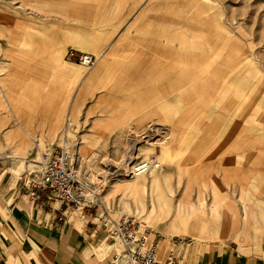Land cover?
<instances>
[{"label": "rangeland", "instance_id": "374dc122", "mask_svg": "<svg viewBox=\"0 0 264 264\" xmlns=\"http://www.w3.org/2000/svg\"><path fill=\"white\" fill-rule=\"evenodd\" d=\"M136 1L0 0V102L3 104L0 137L10 127L17 129L20 122L30 120L36 109L42 107L35 102V96L44 95L48 87L40 88V84L49 85L51 81H44L41 72H52L69 63L72 64L67 65L71 67L69 71L74 74L91 70L70 61L71 52L93 56L97 66L101 53L112 41L133 30L139 34L133 39L154 44L151 49L162 46L172 54L180 48L182 56L188 58L179 66L182 85L174 84L179 78L174 67L164 65L166 71L163 70V77L159 79L162 83H151V88L155 89L151 91L154 116L144 127L136 130L126 122L114 136L88 139V135L83 134L86 127L81 123L69 120L64 132L65 116L60 120L58 146H65L80 180L95 194L89 213L72 211V216L83 224L88 221L99 224L97 220L105 216L111 221L123 216L134 217L141 226L155 233L159 246L165 241L166 248L160 252L161 263L170 254L177 264H183L187 257L194 256L198 261L204 252L213 249H261L264 246V170L261 165H254L257 154H251L253 150L248 141L264 138V119L261 118L264 116V0H192V8H196L194 14L176 20L173 7L183 4L184 0H159L154 3L159 5L155 8L148 0H142L143 5L132 4ZM143 15L138 28L132 27L134 22L128 26V19L135 21ZM111 16L120 21L105 22ZM167 16H172V20H166ZM163 23L173 26L163 28ZM182 24L190 30L192 26L197 27L190 34L179 33L177 30ZM179 34L196 37L181 39ZM98 46L101 52H95ZM53 49H59V53L54 54ZM226 56L230 64L223 65L225 79L220 82L221 75L214 71ZM155 67L153 65L151 70L156 73L163 69V66ZM203 78H210L214 88L208 90L205 81L204 87H207L203 90H191L192 85L202 82ZM141 146L146 149L143 153L136 150ZM56 152L13 155L25 158L19 163L21 172L38 179L41 162L49 160ZM149 156L160 162L159 170L139 177L127 174L132 162L147 160ZM235 157L239 158L241 166L234 164ZM25 162L36 167L24 170ZM234 169L249 172L250 179L246 182L254 181L258 186L256 192L249 183L238 186L227 179ZM8 172L18 174L19 170L10 167ZM154 177L160 180L157 187L151 183ZM136 181L140 186L134 185ZM165 182L170 186V194ZM136 189L138 191H134ZM246 191L253 194L252 200L257 206L248 201ZM156 192L162 197L169 194L173 211L177 206L187 212L199 204L207 210L213 204L217 206V222L208 217L209 220L189 217L188 233L166 238V222L156 221L155 216L144 220L150 204L155 203ZM139 198L144 207L137 204ZM204 220L207 222H202ZM98 242L103 243L106 250L90 264H120L114 258L120 250L118 243L98 234L89 246ZM43 257L37 251L31 259L34 264H48Z\"/></svg>", "mask_w": 264, "mask_h": 264}, {"label": "crops", "instance_id": "0c3cea01", "mask_svg": "<svg viewBox=\"0 0 264 264\" xmlns=\"http://www.w3.org/2000/svg\"><path fill=\"white\" fill-rule=\"evenodd\" d=\"M148 2L154 4L159 0ZM143 3L142 0H137L132 4ZM154 5L152 6L155 8L157 4ZM195 10L191 6L189 11L173 15V18L176 20L189 14L192 16ZM171 17L164 19L172 20ZM143 20L144 15L135 21L128 19L127 23L129 26L134 22L132 27L138 28ZM116 21L120 19L113 16L111 19L108 17L105 22ZM96 22L93 21L95 24ZM160 26L162 27V22ZM195 27L197 26H192V32ZM135 32L133 30L118 40L114 39L101 53L97 66L95 64L94 68L88 69L90 71L84 74L71 73V67L67 66H71V63L60 65L52 72H41L44 81H51L49 85L40 84V88L48 87L44 95L35 96V102L42 104V107L36 109L30 120L20 122L17 129L10 127L0 137V264H34L31 257L37 251L48 264H90L106 250L101 242L89 246L96 235L103 234L106 237L101 220H97L99 224L77 222L72 216V211L75 210L65 208L46 190L32 188L34 183L39 182L40 176L34 179L25 175L24 171L21 172L19 163L25 158L13 153H26L28 156L42 151L65 150L64 145L60 148L58 146L60 120L64 116V132L68 129V121L73 120L86 127L83 134L88 136H114L126 122H130L129 126L136 130L148 124L154 116L151 91L155 89L151 88V83H158L163 77L161 74L166 71L165 66L172 65L179 76L174 84L181 87L182 71L179 66L185 64V60L172 59L180 48L172 51V54L162 46L151 49L150 46L154 44L148 45L140 39H133L139 37ZM53 52L59 53V49H53ZM153 65L155 68L163 66V69L156 73L151 70ZM203 89L204 87L197 88L196 85L191 87L196 92ZM73 102L74 111L66 106ZM2 108L3 104L0 102V109ZM10 167L15 171L19 170L18 174L8 172ZM35 167L30 162L23 165L24 170ZM90 210L80 213H89ZM60 217L62 221H59ZM262 253L264 254V246L258 250L246 251L235 247L213 249L204 252L198 261L194 256H189L183 264H261L264 259L261 257Z\"/></svg>", "mask_w": 264, "mask_h": 264}, {"label": "built area", "instance_id": "2783aa9c", "mask_svg": "<svg viewBox=\"0 0 264 264\" xmlns=\"http://www.w3.org/2000/svg\"><path fill=\"white\" fill-rule=\"evenodd\" d=\"M70 61L90 69L95 64V58L88 54L71 52ZM157 158L149 156L147 160H140L132 164L127 171L129 176L146 174L151 169H160ZM35 189L46 190L55 200L65 208L84 211L92 209L91 201L94 192L88 190L80 180L78 172L72 167L68 152L57 151L49 160L41 164V173L38 183L33 184ZM91 193V194H90ZM62 221V217L59 218ZM106 237L119 245V252L114 256L120 264H177L173 254H170L164 263L159 260V241L150 229L141 226L134 217H120L111 221L108 217L101 219ZM181 239L179 243L181 244ZM261 264H264L262 259Z\"/></svg>", "mask_w": 264, "mask_h": 264}, {"label": "bare ground", "instance_id": "6f19581e", "mask_svg": "<svg viewBox=\"0 0 264 264\" xmlns=\"http://www.w3.org/2000/svg\"><path fill=\"white\" fill-rule=\"evenodd\" d=\"M188 1V2H187ZM187 1H183L184 3L183 4H181L180 3V5H177V4H175V6L173 7V11L172 12H174V15H176V14H183V13H185V11H189V9H191V6H192V0L191 1H189V0H187ZM162 5V4H161ZM157 6H159V5H157ZM156 6V7H157ZM170 6V5H169ZM171 8V7H170ZM169 8V9H170ZM158 9H161V8H158ZM169 12V11H168ZM171 15H172V13H171ZM78 19H80V17H78ZM80 21V20H79ZM78 21V22H79ZM171 26H173L172 24H170V23H163V28H167V29H169ZM179 33H183V32H186V34L189 32V34L190 33H192V31L190 30V28L187 26V25H184V24H182V25H180V27L178 28V30H177ZM180 35V34H179ZM183 35V34H182ZM194 36V35H193ZM192 35H189V36H181L180 35V38L181 39H183V37H187V40L188 39H191V38H195L196 36H194L193 37ZM179 38V37H178ZM185 39V38H184ZM186 40V39H185ZM205 46V45H204ZM88 47V46H87ZM101 48V47H100ZM99 48V46L98 47H96V49H95V52L96 51H100L101 49ZM180 49H178L177 50V52L175 53V55L176 56H174V58H172V59H174V60H177V58L179 59V60H184V59H186L185 58V56L183 55L182 56V53H180V51H179ZM205 52H206V49H205ZM207 54H208V52H207ZM190 57H191V59H192V56H191V54L189 55ZM196 56V55H195ZM197 57V56H196ZM194 59H195V57H194ZM198 59V58H197ZM199 59H200V56H199ZM186 60H188V58L186 59ZM219 61V60H218ZM217 61V62H218ZM230 60H229V57L228 56H226L225 58H224V61H222V63H221V66H219L215 71H214V74L215 73H219V75H221V80H220V82L222 81L223 82V80L225 79L224 77H225V71H224V68H223V65H225V62L227 63V62H229ZM232 61V60H231ZM241 62H242V59L239 61V64H238V66L241 64ZM228 65L230 64V63H227ZM95 65V64H94ZM213 65H215V64H213ZM212 65V66H213ZM205 68H206V66H205ZM86 69V68H85ZM208 69V68H207ZM211 70V69H210ZM228 71H229V69H228ZM15 74V73H14ZM13 74V75H14ZM210 78H208V79H206V78H203L202 79V82L200 81V82H198V83H195V84H193V85H196L197 86V88L198 87H204V83H205V81L207 82L206 83V85L208 84V90H209V88L211 87L212 89L214 88V86L213 85H211V83H210ZM202 84V85H201ZM205 85V87H207ZM204 87V88H205ZM221 89V87H219L218 88V90H220ZM15 94V93H14ZM16 97V96H15ZM17 101H19V99H17ZM18 104V103H17ZM16 104V105H17ZM20 106V105H19ZM67 106V108L70 106V110H72V111H74V109H75V102H73V103H71V104H68V105H66ZM261 118L262 119H264V116L263 115H261ZM236 119V118H235ZM67 133V132H66ZM234 133H236V132H234ZM93 135H90V136H86V138H91ZM234 144L236 145V143L234 142ZM237 146V145H236ZM248 146L251 148V150H253V151H251V154H257L256 156H255V159H254V165L256 164L257 166H259V165H261L262 166V169L264 170V138H261V139H259V140H249L248 141ZM62 150H64V149H62ZM139 153H143V152H145L146 151V149L145 148H143L142 146L141 147H137V149H136ZM65 151V150H64ZM69 153V152H68ZM70 155V154H69ZM136 156H137V154H136ZM235 156H237V155H235ZM133 157V156H132ZM131 157V158H132ZM136 158V157H135ZM70 159H71V157H70ZM237 158L235 157V161H234V164H236V166H241V162H240V160H239V158L236 160ZM158 161V160H157ZM43 162L44 161H42V164H43ZM133 163V162H132ZM131 163V164H132ZM158 163H159V166H161V164H160V162L158 161ZM131 164L129 165V166H131ZM130 168V167H129ZM161 168V167H160ZM236 169V168H235ZM233 170V171H231V172H229L228 173V175H227V179H228V177L230 178V179H232L233 181H234V183L236 184V185H238V186H244V184L245 183H249V185H250V187L252 188V189H254L255 190V192H256V190L258 189V186H256L255 185V183H254V181H252V182H246L247 181V179H250V174L248 175V173H246V172H240V171H238V170ZM241 169V168H240ZM154 170H159V169H151V170H149L146 174H142V175H138V176H134V177H139V176H143V175H147V174H149V172H151V171H154ZM236 171H238V172H236ZM142 179V178H141ZM160 180H159V178H157V177H154V179H152L151 180V183H152V185L154 184V186H158V182H159ZM263 181H264V172H263ZM264 183V182H263ZM134 185H139V182L138 181H136L135 183H134ZM140 186V185H139ZM165 186H166V191L170 194L171 192H170V189H169V185H168V182H165ZM142 189V191H143V193H144V189H143V187L141 188ZM251 189V190H252ZM254 190H252V191H254ZM134 191H138V189H136V190H134ZM248 192V193H247ZM91 194V193H90ZM169 194L168 195H164L163 197L160 195V193L159 192H156V194H155V196H154V200H155V203H154V205H153V203L152 204H150L151 206H150V210L147 212V217L145 216V219L144 220H147L149 217L150 218H152V217H154L155 216V218L157 219L156 221H163V222H166V226H165V228H166V230H165V234H164V237H166V236H177L178 234H179V236H181V233H182V235H184V233H185V231H186V233H188V219H189V217H193V218H202V219H210V221L212 220V222L214 221V222H217V219H218V212H217V206H214L213 204L212 205H210V207L207 209V210H205L204 208H203V206L201 205V204H199V205H197V207L196 208H192V209H190V210H188L187 212L186 211H184V210H182L183 208H177V206H176V208L174 209V211L172 210V206L173 205H171V203H170V200H169V198H168V196H169ZM137 195L138 194H136L135 196L137 197ZM245 195H246V197H247V199H248V201H250L251 203H253V205H255V206H257L258 204L255 202V201H253L252 200V195L253 194H251L249 191H246V193H245ZM93 197V196H92ZM137 202V204L138 205H141V206H143L144 207V205H142V199L140 200V198L136 201ZM142 209V208H141ZM157 211H158V214H156L157 213ZM185 212H186V216H188V217H186L185 216ZM145 214V213H144ZM144 216V215H143ZM213 216H214V218H213ZM243 216H245V215H243ZM208 217V218H207ZM213 218V219H212ZM192 219V218H191ZM190 219V220H191ZM195 219V220H196ZM208 219V220H209ZM194 220V221H195ZM206 220H204V221H202V222H207ZM146 222V221H145ZM201 224V223H200ZM206 226V225H205ZM214 227L216 228V225L214 224ZM203 229H204V227H203ZM219 232V231H218ZM169 233V234H168ZM199 233V232H198ZM155 234V233H154ZM171 234V235H170ZM198 235V234H197ZM218 236L220 237V234L218 233ZM163 237V236H162ZM167 238V237H166ZM182 239V238H181ZM117 243V242H116ZM162 245L161 246H159L158 247V253H159V256H160V252H164V250H165V248H166V243H165V241H163L162 243H161ZM160 260V259H159Z\"/></svg>", "mask_w": 264, "mask_h": 264}]
</instances>
